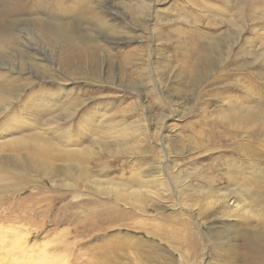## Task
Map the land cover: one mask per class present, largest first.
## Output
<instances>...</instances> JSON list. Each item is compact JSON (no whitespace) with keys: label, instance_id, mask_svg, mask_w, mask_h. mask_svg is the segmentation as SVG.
Returning <instances> with one entry per match:
<instances>
[{"label":"rangeland","instance_id":"374dc122","mask_svg":"<svg viewBox=\"0 0 264 264\" xmlns=\"http://www.w3.org/2000/svg\"><path fill=\"white\" fill-rule=\"evenodd\" d=\"M0 264H264V0H0Z\"/></svg>","mask_w":264,"mask_h":264}]
</instances>
